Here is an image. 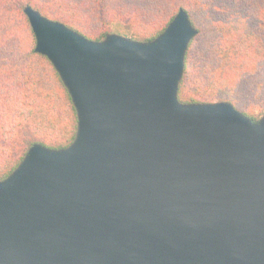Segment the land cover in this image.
<instances>
[{
  "label": "water",
  "instance_id": "1",
  "mask_svg": "<svg viewBox=\"0 0 264 264\" xmlns=\"http://www.w3.org/2000/svg\"><path fill=\"white\" fill-rule=\"evenodd\" d=\"M25 12L78 127L0 180V264H264V116L178 99L188 13L98 42Z\"/></svg>",
  "mask_w": 264,
  "mask_h": 264
},
{
  "label": "trees",
  "instance_id": "2",
  "mask_svg": "<svg viewBox=\"0 0 264 264\" xmlns=\"http://www.w3.org/2000/svg\"><path fill=\"white\" fill-rule=\"evenodd\" d=\"M27 6L98 42L113 34L116 20L131 28L133 39L153 41L184 9L197 34L185 53L178 99L227 101L253 122L264 116V0H0V132L11 138L24 127L32 129L21 155L0 148V180L32 145L65 148L78 127L60 73L36 51Z\"/></svg>",
  "mask_w": 264,
  "mask_h": 264
},
{
  "label": "rangeland",
  "instance_id": "3",
  "mask_svg": "<svg viewBox=\"0 0 264 264\" xmlns=\"http://www.w3.org/2000/svg\"><path fill=\"white\" fill-rule=\"evenodd\" d=\"M112 32L132 38V30L121 20H116L112 24ZM32 129L24 127L17 131L11 138H5L0 132V148H10L15 155H21L30 144Z\"/></svg>",
  "mask_w": 264,
  "mask_h": 264
}]
</instances>
